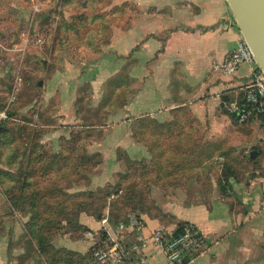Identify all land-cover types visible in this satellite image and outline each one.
<instances>
[{"label":"crops","instance_id":"crops-1","mask_svg":"<svg viewBox=\"0 0 264 264\" xmlns=\"http://www.w3.org/2000/svg\"><path fill=\"white\" fill-rule=\"evenodd\" d=\"M32 1L39 7L34 13L54 4L66 10L69 2L86 3L82 11L90 12L88 19H96L99 27L91 35L101 37L102 30L109 35L106 42L82 47L88 58L64 60L60 67L50 69L37 101L39 111L31 115L47 133L42 145L58 153L61 140L68 139L73 130H87L81 144L97 156L98 165L81 180L87 186L84 190H96L117 184L128 161L149 163L150 148H166L173 140L174 146L188 152L171 154L174 157L168 159L198 165L177 172L175 185L161 181L150 186V197L162 217L139 215L144 233L164 228L172 234L178 224L188 223L205 236L204 247L188 264H264V125L252 120L237 126L227 111L251 82V70L242 66L226 76L213 69L242 40L228 2ZM55 10H49L50 19ZM109 19L110 27L105 24ZM61 31L66 29L59 28L58 35L64 34ZM26 40L41 45L35 39ZM26 40L16 44L15 50L27 49ZM44 117L52 122H42ZM142 119L147 120L144 128ZM208 146H213L212 156L201 159V149ZM224 163L234 174L222 188ZM105 217L111 236L131 245V236H120V223H110L108 209L100 220ZM100 220L86 214L79 217V223L92 232L101 230ZM54 247L79 255L89 251L84 238L68 236L56 240ZM14 252L17 257L11 264L24 255L23 250ZM7 255L4 251L3 256ZM145 255V264H166V257L156 248L149 247ZM8 257L1 264H7Z\"/></svg>","mask_w":264,"mask_h":264},{"label":"trees","instance_id":"trees-1","mask_svg":"<svg viewBox=\"0 0 264 264\" xmlns=\"http://www.w3.org/2000/svg\"><path fill=\"white\" fill-rule=\"evenodd\" d=\"M242 97L243 93H239V100ZM231 117L238 125L247 124L252 120L264 125V116L251 117L244 124H239L233 116ZM146 122V119L140 120L141 127L144 128ZM34 129L32 133L35 137L31 142H18L4 140L2 135L7 133V130L0 127V165L7 169L0 168V184L2 179H7L17 187L18 194L7 197L12 206L28 214L29 219L24 227L43 264H97L92 262L89 253L79 255L66 249H56L53 240L59 234L55 232L65 228L61 236L69 235L72 239H82L84 233L89 230L79 223L80 215L86 214L98 221L106 209L109 210V221L112 225L126 222L129 214L139 218L141 214L162 217L150 197V186L168 178H173L171 184L175 185L179 181L177 172L198 165L191 162L177 163L168 159L174 157L171 154H186L188 151L182 152V146L176 147L178 149L175 146L158 150L150 148L151 161H128L125 174L117 184L96 190L69 192L67 187L76 184L88 169L98 165L97 156L89 155L80 145L81 137L85 134L83 132L87 133V130H73L68 139L61 140L60 151L50 153L44 151V146L40 144V133L44 131ZM20 130L28 132L31 129L24 124ZM139 133L145 143L144 131L140 129ZM1 149H6L7 154H3ZM212 154L213 146L204 147L200 152L201 159ZM222 167L220 185L225 188L228 178L234 173L232 174L229 164L224 163ZM188 229L197 228L188 223H180L172 231V236L176 237ZM189 262L190 260H186L185 264Z\"/></svg>","mask_w":264,"mask_h":264},{"label":"rangeland","instance_id":"rangeland-1","mask_svg":"<svg viewBox=\"0 0 264 264\" xmlns=\"http://www.w3.org/2000/svg\"><path fill=\"white\" fill-rule=\"evenodd\" d=\"M107 3L105 1L101 5L105 7ZM83 5L86 6L87 4L83 2L70 4L69 2L66 10H64L58 4H54L47 9L44 7L40 12L34 13L39 10V7L34 5L32 0H19V2L0 0V71L5 74V77L0 78V122L4 121V123H0V127L7 130V133L2 135L4 140L31 142L35 137L32 132L35 130L34 128H38L37 125L40 123L34 122L31 115L39 111L37 101L42 97V90L45 82H47L50 69L54 70L60 67L64 64V60L79 62L80 59L88 58L86 55L89 53L82 49L83 46H95L100 41L109 40V35L106 34L105 30H102L104 33L101 37L97 38L91 35L99 27L96 19H92V21L88 19V17L92 18L90 12L82 11ZM91 5L97 6L95 3ZM54 8L56 15L50 19L49 10ZM86 14L89 15L86 16ZM105 24L110 27L112 25L111 19L105 20ZM59 28L66 29V31H61L64 34L58 35L57 30ZM29 31L30 33H28ZM34 31L39 34L34 33ZM26 32L27 35L24 34ZM26 37L30 39L29 41L35 39L41 42V45L29 42L27 49L22 52L16 51L15 45H20L24 39L26 40ZM51 54H54L53 58H51ZM49 109L51 112L52 107ZM2 115H5L6 118L2 119ZM46 118L44 117L41 121L44 123L52 122V119L47 120ZM24 124L31 130L22 132L20 129ZM234 124L236 123L234 122ZM42 131L44 132L40 134L43 138L47 133L45 130ZM42 138L39 140L42 141ZM40 144L42 145L41 142ZM80 145L85 148L83 144ZM169 147H174L173 140L169 139L166 148ZM15 149L13 148V150ZM43 150L49 152L47 146H44ZM2 151L5 155L8 152L6 149ZM0 168L6 169L5 166L1 165ZM8 170L13 173L10 169ZM90 171L93 170L88 169L87 172ZM173 180V178H168L165 181L171 184ZM84 185L85 182L82 183V180H79L67 188L69 191L75 192L86 189L87 186ZM16 194H18L17 187L13 182L2 179L0 184V264L2 258L6 259L7 256H9L7 264L14 263V258L17 257L14 251L17 249L23 250L24 255L18 259L16 264H27L32 260L36 264H43L24 227L29 219L28 214L26 211H20L12 206L8 199L9 196ZM64 230L65 228H62L55 232L59 235L54 238L53 245L56 240L64 237L61 236ZM66 236L69 237V235ZM4 251H8L6 257L3 256ZM88 253L90 255V250Z\"/></svg>","mask_w":264,"mask_h":264},{"label":"built area","instance_id":"built-area-1","mask_svg":"<svg viewBox=\"0 0 264 264\" xmlns=\"http://www.w3.org/2000/svg\"><path fill=\"white\" fill-rule=\"evenodd\" d=\"M242 66L250 68L251 82L242 89V99L234 100L227 106L228 113L239 124L246 123L251 117L264 116V73L257 67L253 54L243 39L221 63L213 65L215 71L226 76L235 74ZM1 117L6 118L5 115ZM100 226V231H87L83 235L89 243L92 262L97 264H145V251L149 247L162 252L166 257V264H185L186 260L191 261L205 245V236L198 229H188L173 237L171 232L158 228L146 235L142 220L133 214H129L127 221L117 226L120 236L127 234L133 238L129 246L122 239L111 236L108 217L100 220Z\"/></svg>","mask_w":264,"mask_h":264},{"label":"water","instance_id":"water-1","mask_svg":"<svg viewBox=\"0 0 264 264\" xmlns=\"http://www.w3.org/2000/svg\"><path fill=\"white\" fill-rule=\"evenodd\" d=\"M257 67L264 73V0H226Z\"/></svg>","mask_w":264,"mask_h":264}]
</instances>
